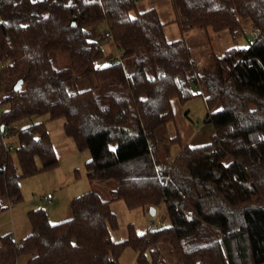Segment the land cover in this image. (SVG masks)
I'll return each instance as SVG.
<instances>
[{
    "label": "trees",
    "instance_id": "trees-1",
    "mask_svg": "<svg viewBox=\"0 0 264 264\" xmlns=\"http://www.w3.org/2000/svg\"><path fill=\"white\" fill-rule=\"evenodd\" d=\"M169 1L182 33H228L236 45L250 32L253 40L214 56L210 70L184 39H167L156 9L139 12L136 0H0V73L13 85L0 98V214L23 202V178L59 166L44 123L14 126L36 116L62 120L77 151L90 152L92 185L118 184L112 200L94 190L75 198L72 217L58 224L31 211L30 235L0 237V264H122L129 249L135 264H167L164 247L177 264H264V0ZM102 23L123 57L97 68L105 48L94 27ZM57 52L69 68L53 65ZM82 78L95 86L78 90ZM198 96L211 142L166 141L173 101ZM4 134L18 136L22 173ZM173 146L181 150L172 158ZM117 201L155 215L164 206L171 224L115 243Z\"/></svg>",
    "mask_w": 264,
    "mask_h": 264
},
{
    "label": "rangeland",
    "instance_id": "rangeland-1",
    "mask_svg": "<svg viewBox=\"0 0 264 264\" xmlns=\"http://www.w3.org/2000/svg\"><path fill=\"white\" fill-rule=\"evenodd\" d=\"M136 3L139 12L156 9L162 22L166 24L165 32L167 39L169 41L184 39L189 45L191 58L197 62H201L202 67L206 69H214V56L221 57L227 49L233 47L247 48L253 40L250 32H246L245 36L240 38L236 45L235 40L228 33L210 37L198 29L182 33L178 25L173 22L175 14L169 0H136ZM107 28L106 23L94 27L96 37L105 48V58L103 61L97 63V68L109 65L111 58L118 55V50L111 45L110 39L106 37ZM52 60L53 65L57 69H67L70 67L68 56L60 52L53 54ZM3 79V74L0 73V98L4 97L13 88L12 83L5 82ZM76 86L78 90H87L94 87L95 83L91 78H82L77 81ZM5 108H0V114H2ZM173 109L175 121L162 131V135L166 141L180 136L183 145H190L192 147L205 146L211 142L214 129L210 124H206L209 110L203 97L198 96L186 105H181L177 100H174ZM36 123L45 124L55 148L59 166L22 179L20 184L23 204H26L29 200L32 201L29 204L30 208L44 210L48 215L49 221L52 224H58L72 217V201L89 192L90 186H92V190L99 193L105 200H112L118 185L117 182L109 181L92 185L87 180L86 164L90 160L91 154L88 151H77L75 142L64 132V122L62 120L50 121L48 116H36L19 122L14 126L17 129H23ZM6 143L12 151L15 164L20 173H22L16 154V149L19 147L18 136H6ZM180 150L179 146L169 147L167 150L168 156L173 158ZM37 165L41 167L39 160L37 161ZM80 178H83V180L80 181ZM47 195H51L54 198V202L55 200L61 201V199H64V205L59 203V205L51 208L42 207L46 206L43 204V197L46 198ZM65 197L68 200L65 201ZM111 210L115 213L118 220V229L111 234V239L115 243L128 239L132 230L136 234L142 235L149 229L165 228L171 224L168 212L164 206L157 208V214L153 215L152 208L130 210L125 202L117 201L111 204ZM8 213L10 212L8 211ZM27 225L30 228L28 222ZM17 238L20 240V237ZM162 251L163 258L167 264H177L176 258L168 247H164ZM134 258H136V255L132 250L125 251L122 256L123 264H135ZM25 263L26 260L20 262V264Z\"/></svg>",
    "mask_w": 264,
    "mask_h": 264
},
{
    "label": "crops",
    "instance_id": "crops-1",
    "mask_svg": "<svg viewBox=\"0 0 264 264\" xmlns=\"http://www.w3.org/2000/svg\"><path fill=\"white\" fill-rule=\"evenodd\" d=\"M33 1H38V0H33ZM83 178H80L79 180L81 181L83 180ZM91 190H92V186H90L89 191ZM66 200H68L67 197H65V201ZM31 203L32 201L30 200L26 204H23L22 202L21 204L11 206L8 210L10 213L6 211L0 214V237L11 234L15 236V237L13 236L15 240L20 241L25 239L28 235H30L31 225L30 228H28L27 225V222L30 224L28 214L31 211L37 209V208H30L29 204ZM59 203H62L64 205V199H61V201L55 200L54 202L53 197L51 200H48L45 197H43V204H45L46 206H42V207L51 208L59 205ZM17 237H20V240H18L19 238ZM121 263L123 264L122 259H121Z\"/></svg>",
    "mask_w": 264,
    "mask_h": 264
},
{
    "label": "built area",
    "instance_id": "built-area-1",
    "mask_svg": "<svg viewBox=\"0 0 264 264\" xmlns=\"http://www.w3.org/2000/svg\"><path fill=\"white\" fill-rule=\"evenodd\" d=\"M108 36H110V35H108L107 34V37ZM118 50V49H117ZM122 57H123V53L121 52V51H119L118 50V55H116L115 57H113V58H111V61H120L121 59H122ZM0 119H1V114H0ZM7 135L6 134H4V137H6ZM46 199H48V200H51L52 199V197H51V195H47L46 196Z\"/></svg>",
    "mask_w": 264,
    "mask_h": 264
},
{
    "label": "water",
    "instance_id": "water-1",
    "mask_svg": "<svg viewBox=\"0 0 264 264\" xmlns=\"http://www.w3.org/2000/svg\"><path fill=\"white\" fill-rule=\"evenodd\" d=\"M16 89L18 90V87ZM1 129L3 130L4 128L2 127ZM153 215H155V212H153Z\"/></svg>",
    "mask_w": 264,
    "mask_h": 264
}]
</instances>
